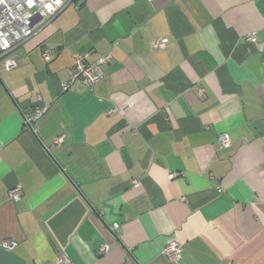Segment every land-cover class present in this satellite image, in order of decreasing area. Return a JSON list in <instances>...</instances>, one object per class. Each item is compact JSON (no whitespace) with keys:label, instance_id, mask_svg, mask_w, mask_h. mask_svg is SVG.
<instances>
[{"label":"crops","instance_id":"obj_1","mask_svg":"<svg viewBox=\"0 0 264 264\" xmlns=\"http://www.w3.org/2000/svg\"><path fill=\"white\" fill-rule=\"evenodd\" d=\"M107 53L104 79L62 92L76 55ZM10 56L0 264H264V0H72Z\"/></svg>","mask_w":264,"mask_h":264},{"label":"built area","instance_id":"obj_2","mask_svg":"<svg viewBox=\"0 0 264 264\" xmlns=\"http://www.w3.org/2000/svg\"><path fill=\"white\" fill-rule=\"evenodd\" d=\"M72 0H0V57L4 58L3 66L5 71H11L17 67V63L10 56L11 52L21 42L32 37L39 29L47 25L57 15H59ZM250 42L258 41L257 33L247 35ZM169 43L167 37H157L153 42V48L162 50ZM43 59L50 61L52 58L51 50H44ZM112 60V54L107 53L96 61L88 63L86 58L80 55L75 56V67L68 82L61 85L62 92H66L75 82H81L86 87L93 88L99 81L105 78L106 65ZM203 95V90H200ZM48 107L41 105L37 107L35 113L24 114L23 123L26 129L33 127L44 115L48 113ZM65 135L58 137L56 142L62 144ZM231 144L230 136L226 133L219 135V145L227 148ZM22 188L17 185L8 192V200L18 202L21 199ZM222 190L220 189V192ZM16 245L14 241L4 243L6 250H11ZM108 246L100 247L99 255L108 252ZM163 253L174 261L182 258V245L175 242L166 247ZM54 264H71V260L62 255Z\"/></svg>","mask_w":264,"mask_h":264}]
</instances>
